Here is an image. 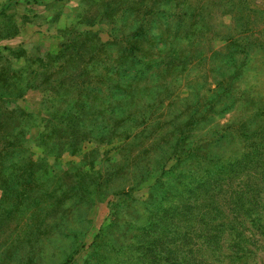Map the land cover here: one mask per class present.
I'll return each mask as SVG.
<instances>
[{"label":"trees","instance_id":"trees-1","mask_svg":"<svg viewBox=\"0 0 264 264\" xmlns=\"http://www.w3.org/2000/svg\"><path fill=\"white\" fill-rule=\"evenodd\" d=\"M17 1L1 2L0 39L19 32V22L11 14L6 13L10 3ZM111 1L123 6L128 0ZM111 1L97 9V14L110 16ZM234 4L235 2L231 1L230 7ZM93 5L96 8L100 6L96 0L93 1ZM123 9V7L119 9L120 12L125 11L127 14L123 15V19L122 17L111 19L114 24L121 20L118 27L116 25L113 27L112 40L107 42L108 44L100 42L102 47L105 44L116 45V41L122 46V52L126 53V56L118 60L120 64H125V59L129 63L142 62L143 55H137L135 50H142L143 46L153 43L150 34L153 24L149 22L151 15H155L152 19H156L159 14L167 19L165 21L167 28L170 26L168 23L170 17L176 20V25L185 24L187 19V15L178 12L175 3L170 0H163L158 5L136 0ZM246 10L247 6L241 7L244 15L241 20L243 19L245 26L249 27L247 29L249 33L242 39L247 38L252 44L264 50V34L252 30L259 22L261 23L260 20H264V17L251 19L249 14L245 13ZM128 23L130 28L126 32L121 27H127ZM185 30L183 34L188 32ZM94 37L95 34L88 30L70 31L65 35V40L57 53L28 58L19 70L6 69L3 61L7 58L0 55V206L2 204L0 227L9 222L11 215L19 211L24 214L32 212L29 222L33 224V229L25 232L23 236L19 234L18 239L24 240V237L30 235L41 236L45 233L44 228L52 225L46 223L45 215L41 217L39 211L44 206L50 207L53 204L54 214L48 218L55 219L58 210H71L74 205L105 196L102 189L113 180V176L101 174L92 164L86 170V176L82 175L75 184L74 182L70 184L76 188L73 192V187L69 190L70 194L60 190L58 195H54L56 199L49 201L54 192V187H51L53 178L43 179L44 174L40 175L34 164L31 169L28 168L29 161L19 167L15 166L17 162H13L15 165L12 169L10 166L5 168L3 156L7 154L4 150L8 143L4 140L10 135H6L2 130V112H7L2 103L6 101V96L12 95L14 92L12 90L22 84L23 79L15 76L17 73L21 75L24 69L29 71V74L32 72L27 76L26 86L39 88L42 92L48 93L43 97V102L52 110L49 115L52 125L56 128L51 132L50 130L44 132L51 144L70 153L76 152L82 141L111 144L116 139L119 142L117 147L125 149L126 145L120 144H126V141L132 138L133 129L127 128L129 125L127 122L138 124L136 121L138 117L145 122L150 118V114H144L142 108L136 111L129 110L134 100L131 101L128 95L132 88V79L135 77L131 79L126 77L121 81L118 77L113 81L110 68L101 66L102 62L95 63L97 58L99 60L96 49L101 47L95 44L96 49L94 48ZM86 53L88 55L85 57ZM157 54L160 57L164 55L161 52H153L152 56ZM18 55L19 53L16 56ZM149 61H146L145 65H149ZM95 66L100 67L98 72L95 71ZM89 67L92 68L91 71L87 70ZM126 68L133 72L127 73V76L137 74L136 68ZM234 71V74L238 73V68ZM133 84L136 85L137 82ZM223 86L221 94L229 92L230 86L228 84ZM144 88L136 91H143ZM148 88L156 94L160 92L154 81ZM70 90H75L77 95L69 98L67 93L70 94ZM219 96V92H216L214 97H208L201 110L190 112L186 116L182 113L181 117L173 115L172 118L179 119L171 131L161 133L158 141L153 143L152 147L154 146L155 150L153 159L135 166L137 175L134 179L128 178L131 183L133 182L130 187L126 189L128 185L123 183L122 186L117 185L120 189L116 194L121 195L118 205L127 206V199L136 205L140 203L142 208L144 207L140 215L142 218L128 222L122 234L117 235L112 241L104 240L108 228L103 229L101 231L103 234L98 236L100 241L91 244L93 251L94 247H97L94 251L96 253L91 254L95 255L96 260L90 258L86 264H252L257 252L264 251V144H262L264 123L259 122L249 133L248 126H251V122L248 120L249 116H246L240 123L241 129H235L236 135L226 130L214 131L213 135L216 134L218 140L221 138L220 144L214 142L213 137L194 136L196 129L209 120L208 115L214 109ZM113 102L121 110L110 114L106 110ZM263 112L260 114H264ZM84 114L91 115L85 119ZM91 116L95 120H92ZM164 122L169 123L170 120ZM146 126L148 124L143 127ZM143 127L139 132L144 129ZM57 129H60L61 135ZM235 138L243 139L244 144L241 148L235 147L232 153L228 154L223 143L228 146V141ZM58 154L59 152L54 153L55 156ZM154 159L156 164H153ZM169 159L172 163L167 168L165 162ZM149 173L152 175H148ZM120 177L124 178L123 174ZM150 180H153V184L149 185L151 189L157 185L160 189L141 201L131 196L129 188ZM85 186L92 188V191H87ZM80 190L82 192L79 194ZM68 202L72 203L70 209L63 207V204ZM118 212L116 208H112L113 221L109 226L114 223V217L116 218ZM103 243H107V246L99 250L98 247H103ZM70 259L71 255H66L62 264H68Z\"/></svg>","mask_w":264,"mask_h":264},{"label":"rangeland","instance_id":"rangeland-1","mask_svg":"<svg viewBox=\"0 0 264 264\" xmlns=\"http://www.w3.org/2000/svg\"><path fill=\"white\" fill-rule=\"evenodd\" d=\"M2 1L4 0H0V9ZM93 1L18 0L10 3L6 13L11 14L19 22L20 29L17 34L0 39V55L7 58L3 61L4 66L9 70H19L28 58L57 53L68 32L91 31L95 34L94 48L96 49L95 44L101 47L96 49L99 60L97 58L95 63L102 62L101 66L110 68L113 81L118 77L119 81L126 77L129 79L135 77L132 79V88L128 95L131 101L134 100L129 110L136 111L142 108L144 114H150V118L145 122L138 117L136 119L138 124L127 122L129 124L127 128L133 129L132 135L130 134L132 138L126 141V144H120L126 145L125 149L117 147L119 142L116 139L111 144L82 141L77 151L70 153L51 144L44 132L45 130L51 132L56 128L52 125L49 115L52 110L43 102V97L48 93L42 92L39 88L26 86L27 76L32 72L29 74V71L24 69L21 75L17 73L15 76L22 78L23 82L19 88L12 90L14 91L12 95L6 96V101L2 103L7 108V112H2V130L6 135H10L4 140L8 143L4 150L7 154L3 156L5 168L10 166L12 169L15 165L13 162H17L15 166L19 167L29 161L28 168L31 169L34 164L38 173L44 174L43 179L53 178L51 187H54V192L49 201H54L56 199L54 195H58L60 190L70 194L69 190L74 186L70 184L72 182L75 184L79 180L78 177L86 176V170L92 164L101 174L113 176V180L103 187L102 192L105 196L79 205L73 204L71 210H58L55 219L48 218L54 214L53 204L50 207L44 206L39 211L41 217L45 215L46 223L52 225H47L44 228L45 233L41 236L30 235L31 237H24V240L18 239L19 234L23 236L25 232L33 229V224L29 222L32 212L24 214L19 211L11 215L9 222L0 227V264H62L66 255H71L68 264H86L90 258L95 261V255L91 254L97 247L95 246L93 251L91 244L100 241L98 236L103 234L101 232L103 229L108 228L104 240L112 241L117 235L122 234L128 222L142 218L140 215L144 207L142 208L140 203L136 205L127 199V206L118 205L121 195L116 194L120 189L117 185L122 186L123 183L128 185L126 189L130 187L133 182L131 183L128 178L134 179L137 175L135 166L153 159L155 150L152 145L158 141L161 133L171 131L182 113L186 116L190 112L204 108L206 99L214 97L216 92H219L220 96L208 115L209 120L196 129L194 136L213 137L214 142L220 144L221 138L218 140L219 137L213 135L214 131L226 130L236 135L235 129H241L240 123L246 116H249L248 120L251 122V126H248L249 133L259 122L264 123V114H260L264 111V50L252 44L249 39H242L248 35L249 27L245 26L243 19L241 20L244 16L241 7L244 5L247 6L245 13H248L251 19L264 17V0H170L175 3L178 12L187 15L185 24L176 25V20L170 17L168 19L170 26L167 28L165 24L167 19L160 14L156 19H152L155 15L148 14L152 16L149 22L153 24L150 32L153 43L143 46L142 50H135L137 55H143L142 62L129 63L125 59V64L118 61L126 56V53L122 52V46L117 41L116 45L106 44L113 38L114 25L118 27L121 24V20L114 24L111 19L113 17L123 19V15L127 14L125 11L120 12L119 9L122 7L125 9L126 5L136 0H124L127 2L123 3V6L111 0H96L100 4L98 8L93 5ZM109 1L112 2L110 16L98 15L97 9H101L102 5ZM143 1L158 5L163 0ZM231 1L235 2L232 7ZM260 21L261 23H257L252 30L264 34V20ZM121 28L129 31L130 23L127 27ZM184 30L188 32L183 34ZM100 42L106 44L102 47ZM153 52H161L164 55L152 56ZM145 53L147 55L149 53L150 56L147 57ZM87 55L86 53L85 57ZM148 60L149 65H145ZM126 67L136 68L137 74L127 76V73L133 72ZM235 68H238L236 74ZM91 69L89 67L87 70ZM99 69L100 67H96L95 71L98 72ZM153 81L157 83L159 94L148 88ZM134 82L137 84L134 85ZM227 84L230 86L229 92L221 94V87ZM143 87H145L143 91H136ZM132 92H135L134 95ZM69 93H67L69 98L77 95L75 90H70ZM119 110L121 108L113 102L106 111L115 114ZM88 115L91 114H84L83 117L86 119ZM173 115L179 117L174 119ZM91 119L95 120L92 116ZM167 120L170 122L163 123ZM145 124H148L146 128L143 127ZM142 127L144 129L139 132ZM57 130L59 132L60 129ZM59 134L61 135L60 132ZM228 142V146L223 143L228 154H231L235 147L241 148L244 144L241 138ZM165 147L168 148L169 145ZM57 152L59 154L55 156L54 153ZM136 153L142 155L138 156ZM171 163V159L167 160L165 167L168 168ZM122 174L124 178L120 177ZM151 184L153 180L134 185L129 188V192L136 200H145L150 193L160 189L158 185L151 189L149 187ZM85 187L87 191H92L89 186ZM75 189L73 187L72 192ZM71 205L72 203L68 202L64 203L63 207L70 209ZM113 207L119 212L116 218L114 217V223L109 226L113 221V215L111 216ZM73 233L77 235L73 236ZM105 246L107 243H103V247L99 246L98 249L102 250ZM252 264H264V251L257 252Z\"/></svg>","mask_w":264,"mask_h":264}]
</instances>
